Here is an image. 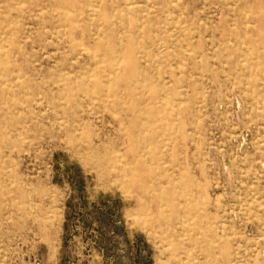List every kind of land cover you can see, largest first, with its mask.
<instances>
[{"label": "rangeland", "instance_id": "obj_1", "mask_svg": "<svg viewBox=\"0 0 264 264\" xmlns=\"http://www.w3.org/2000/svg\"><path fill=\"white\" fill-rule=\"evenodd\" d=\"M0 264H264V0H0Z\"/></svg>", "mask_w": 264, "mask_h": 264}, {"label": "bare ground", "instance_id": "obj_2", "mask_svg": "<svg viewBox=\"0 0 264 264\" xmlns=\"http://www.w3.org/2000/svg\"><path fill=\"white\" fill-rule=\"evenodd\" d=\"M84 45V44H83ZM255 248V247H254Z\"/></svg>", "mask_w": 264, "mask_h": 264}]
</instances>
